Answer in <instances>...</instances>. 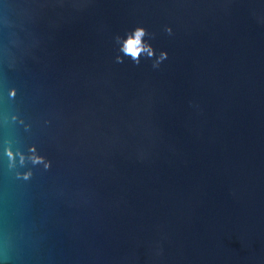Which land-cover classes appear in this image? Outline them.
Wrapping results in <instances>:
<instances>
[{
  "label": "water",
  "instance_id": "water-1",
  "mask_svg": "<svg viewBox=\"0 0 264 264\" xmlns=\"http://www.w3.org/2000/svg\"><path fill=\"white\" fill-rule=\"evenodd\" d=\"M0 264H264V0H0Z\"/></svg>",
  "mask_w": 264,
  "mask_h": 264
},
{
  "label": "clouds",
  "instance_id": "clouds-1",
  "mask_svg": "<svg viewBox=\"0 0 264 264\" xmlns=\"http://www.w3.org/2000/svg\"><path fill=\"white\" fill-rule=\"evenodd\" d=\"M145 36V31L143 28H137L135 32L130 35L123 43L122 51L124 54L132 57L133 60H138L139 56L142 53H147L149 56L153 55L152 49L144 44L143 37ZM166 54H161V59L165 58ZM9 156H12V153L9 152ZM21 163L24 162V157L21 155ZM33 163H43V158L39 156L31 157ZM48 165L45 164V167Z\"/></svg>",
  "mask_w": 264,
  "mask_h": 264
}]
</instances>
